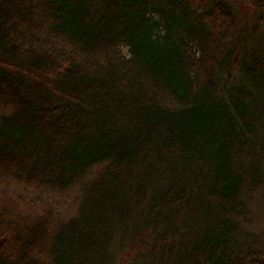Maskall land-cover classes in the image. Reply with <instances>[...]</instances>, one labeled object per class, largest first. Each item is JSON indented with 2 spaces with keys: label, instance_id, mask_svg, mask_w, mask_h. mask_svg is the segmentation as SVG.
I'll use <instances>...</instances> for the list:
<instances>
[{
  "label": "trees",
  "instance_id": "16d2710c",
  "mask_svg": "<svg viewBox=\"0 0 264 264\" xmlns=\"http://www.w3.org/2000/svg\"><path fill=\"white\" fill-rule=\"evenodd\" d=\"M243 1L0 0V264H264Z\"/></svg>",
  "mask_w": 264,
  "mask_h": 264
},
{
  "label": "rangeland",
  "instance_id": "374dc122",
  "mask_svg": "<svg viewBox=\"0 0 264 264\" xmlns=\"http://www.w3.org/2000/svg\"><path fill=\"white\" fill-rule=\"evenodd\" d=\"M233 2H236V3H240V5L238 6V10L237 11L238 13H242L244 12V10L248 13H244L245 15H247L248 19H255L254 17V8L252 5L249 4L248 1H243V0H232ZM124 52L127 53V48H124Z\"/></svg>",
  "mask_w": 264,
  "mask_h": 264
}]
</instances>
